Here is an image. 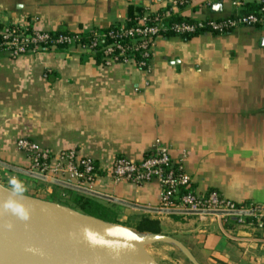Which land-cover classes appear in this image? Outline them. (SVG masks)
<instances>
[{
	"label": "crops",
	"instance_id": "obj_1",
	"mask_svg": "<svg viewBox=\"0 0 264 264\" xmlns=\"http://www.w3.org/2000/svg\"><path fill=\"white\" fill-rule=\"evenodd\" d=\"M165 8L164 0H0L6 21H32L50 33L105 30L124 25L130 9ZM233 12L230 0H192L174 15L204 20ZM263 38L254 28L188 41L159 37L147 71L104 66L75 46L0 55V161L29 169L20 139L52 157L75 151L97 167L91 190L158 208V182L114 184L111 170L118 157L139 162L159 143L172 162L182 161L194 194L215 191L236 205L264 208ZM145 214L162 232L172 225L178 264H264V212L261 224L254 214L230 227L217 216Z\"/></svg>",
	"mask_w": 264,
	"mask_h": 264
},
{
	"label": "built area",
	"instance_id": "obj_2",
	"mask_svg": "<svg viewBox=\"0 0 264 264\" xmlns=\"http://www.w3.org/2000/svg\"><path fill=\"white\" fill-rule=\"evenodd\" d=\"M164 1L168 8L161 12L144 10L143 15L136 20V25L133 27L121 26L117 30H109L107 34H101L93 29L88 31L87 43H82L81 33L55 35L35 29L32 21H6L0 16V55L15 59L22 55L38 54L48 48L61 45L94 50L107 37L113 42L100 49L102 65L129 63L147 71L153 56L155 40L167 32L180 37L200 31L204 34H221L237 28H254L264 37V0H230L234 12L229 17L173 23L167 20L175 12L188 6L192 0ZM247 4H255L258 9L250 13H241ZM121 40L126 42L121 43ZM136 53L140 55L141 61L135 60ZM16 147L28 156L30 162L28 170L38 175L87 189H91L98 175L93 161L89 158H79L75 151H65L52 157L47 151L26 139L18 140ZM111 179L114 184L129 183L137 187L150 181L158 182L160 187L158 208L162 210L225 213L253 211L248 216L257 214V217H254L257 223L261 224V213L264 212L262 207H238L215 191H210L204 196L194 194L190 190V178L184 171L182 161L172 162L169 149L159 143L139 162L118 157L111 170ZM226 217L229 216L222 218ZM243 217H237L238 223L243 222Z\"/></svg>",
	"mask_w": 264,
	"mask_h": 264
},
{
	"label": "water",
	"instance_id": "obj_3",
	"mask_svg": "<svg viewBox=\"0 0 264 264\" xmlns=\"http://www.w3.org/2000/svg\"><path fill=\"white\" fill-rule=\"evenodd\" d=\"M219 9V3L212 4L211 10L213 12H218ZM261 44L262 46H264V38L262 39ZM0 169L25 176L27 178H31L37 182L47 183L52 186H57L70 190L72 192H76L78 194L90 196L136 212L166 215L217 217L229 216L230 218H233L235 220H237L238 216H248L253 213V211L238 213L205 211L187 212L178 210H162L159 208H148L119 200L117 198L98 193L91 189L75 186L64 181L38 175L34 172L29 171L28 169L18 168L1 161ZM9 198L22 203V205L28 210L29 216L27 220H22L12 215L10 212L0 208V255L2 254V256H0V261H5L8 259H29L35 264H130L115 258L108 257L102 252L98 253L94 250V252H92L91 246L78 244L72 240H64L49 236L45 233L44 229L35 221L34 217L32 216L26 202V200L30 198L22 194L13 193L8 187L0 183V202H3ZM61 207L66 208L81 216L92 218L86 215H82L81 213L73 211L67 207ZM92 219L97 220L95 218ZM9 225H11V227H9ZM134 252L139 257V261L133 264H158L143 249H136L134 250Z\"/></svg>",
	"mask_w": 264,
	"mask_h": 264
},
{
	"label": "bare ground",
	"instance_id": "obj_4",
	"mask_svg": "<svg viewBox=\"0 0 264 264\" xmlns=\"http://www.w3.org/2000/svg\"><path fill=\"white\" fill-rule=\"evenodd\" d=\"M26 202L35 221L49 236L91 246L92 252H102L108 257L126 263L133 264L139 261V257L134 252L138 248L135 247L136 245L134 246V243L140 242V240L137 241L134 234L126 229H117L113 225L81 216L52 203L32 199H28ZM0 264L35 263L29 259H8L0 261Z\"/></svg>",
	"mask_w": 264,
	"mask_h": 264
},
{
	"label": "trees",
	"instance_id": "obj_5",
	"mask_svg": "<svg viewBox=\"0 0 264 264\" xmlns=\"http://www.w3.org/2000/svg\"><path fill=\"white\" fill-rule=\"evenodd\" d=\"M166 8H168V7H166ZM257 9H258V6L255 4H247L245 10L241 11V13H250V12L255 11ZM143 12H144L143 9H138V10L130 9L128 12V19L126 20V23L124 25H114V26L109 27L108 29H105V30H96V29H93V30L98 31L101 34H107V32L109 30H117L121 26L133 27L136 25V20L143 15ZM158 12H161V10ZM167 21L169 23H173V22H181V21L193 22L194 20L182 18L180 16L173 14V16H171ZM52 34L58 35V34H73V33L60 31V32L52 33ZM203 34H204V32L200 31V32H197L196 34H192V35H182L179 38H181L183 41H188V40H191L192 38L198 37V36L203 35ZM222 34H224V33H221V34L220 33H213L212 35L217 36V35H222ZM80 35H82V37H81L82 43H87L88 42L87 33H81ZM160 37L169 38V37H173V35L170 32H167V33L162 34ZM112 42H113V40L106 37V38H104V40H102L101 45L99 47L95 48L94 50H89L88 48H86L85 51H88L91 54H93L94 57L97 59V61L101 62V57H100L101 56V52H100L101 47L104 45H107L109 43H112ZM120 42L124 43V42H126V40H121ZM52 49L66 50V49H68V47L61 45V46L48 48L45 51H49ZM134 58L136 61H141V57L138 53H136L134 55ZM141 69H143V68H141ZM94 167H95L96 173L98 174V170H97V167L95 164H94ZM35 183H39V182L35 181ZM40 185H41V183H40ZM38 187H40V186H38ZM50 187L53 188L55 191L59 190L63 194H67L69 197L68 199L72 204L70 205V204H68V202H59V201L54 200L52 198H49V199H46L43 201L67 207L69 209H72L73 211L81 213L82 215H86V216L95 218L97 220H100V221L104 222L105 224L108 223V224L123 226V227L129 228V229H132L136 233L149 234V235H153V236L161 233L160 221L156 218H152L149 214H145L143 212L130 211L128 209L121 208L117 205H114V204H111V203H108V202H105V201H102V200H99V199H96V198H93L90 196L78 194L76 192H72L70 190L60 188L57 186H50ZM190 190H191V188H190ZM237 206L238 207H245V206H241V205H237ZM122 217L126 218L125 222L120 221V219ZM172 218L176 220L175 216H172ZM243 219L246 222H252L253 221L250 217H247V216L243 217ZM237 222H238V220H235V219L230 218V217L224 218V226L225 227H230L231 225H234Z\"/></svg>",
	"mask_w": 264,
	"mask_h": 264
},
{
	"label": "rangeland",
	"instance_id": "obj_6",
	"mask_svg": "<svg viewBox=\"0 0 264 264\" xmlns=\"http://www.w3.org/2000/svg\"><path fill=\"white\" fill-rule=\"evenodd\" d=\"M12 177L18 178V176H16L15 174H12L6 170L0 169V183L8 187L10 190H11V187L8 181ZM18 179L24 182V185L27 189L24 193H22V195H25L26 197L32 200L37 199L36 201L44 202L42 200L52 198L59 202H68V204L70 205L72 204L69 201L68 199L69 197L67 194H63L59 190L55 191L53 188L50 187L52 186L50 184L43 183V182L35 183V180L31 178H25L23 176H21V178H18ZM34 185H37L36 187L37 189L34 188ZM120 221L125 222L126 218L122 217ZM115 227L117 229H123V230L126 229V231L134 234V236L137 238V241L140 240L141 242V244H139L140 242L134 243V246L136 245L135 247H137L138 249H143L152 259L153 258L157 259L159 262L158 264H178L176 260L174 259L175 255H173L176 250L172 251V248H173V244L171 243L172 236L177 235V233L174 232L172 225L169 227L166 226L163 229V232L161 229V233L158 234L157 237H154L153 235H149V234L136 233L132 229H129L123 226L115 225Z\"/></svg>",
	"mask_w": 264,
	"mask_h": 264
},
{
	"label": "clouds",
	"instance_id": "obj_7",
	"mask_svg": "<svg viewBox=\"0 0 264 264\" xmlns=\"http://www.w3.org/2000/svg\"><path fill=\"white\" fill-rule=\"evenodd\" d=\"M8 183L13 193L22 194L27 190L24 185V182L16 177L10 178ZM0 208L10 212L12 215L16 216L19 219H28L29 212L19 201H15L9 198L3 202H0ZM9 227H11V225H9Z\"/></svg>",
	"mask_w": 264,
	"mask_h": 264
}]
</instances>
